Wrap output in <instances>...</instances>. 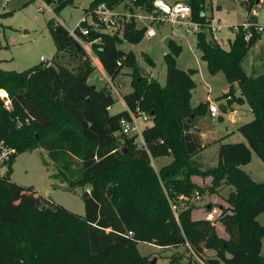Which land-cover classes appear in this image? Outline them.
<instances>
[{"label": "trees", "instance_id": "16d2710c", "mask_svg": "<svg viewBox=\"0 0 264 264\" xmlns=\"http://www.w3.org/2000/svg\"><path fill=\"white\" fill-rule=\"evenodd\" d=\"M71 1L65 0L56 10ZM122 1L94 0L84 15L100 3L111 6ZM128 1L131 5L126 7L148 5L150 9L154 0ZM187 3L194 21L211 25L206 0ZM240 3L247 19L234 30L229 48L213 38L208 40L206 32L198 35V48L208 70L212 74L222 71L231 85L224 96L239 104L248 103L254 114L253 120L239 127L247 142L222 143L219 162L209 170L191 161L206 146L198 129L186 130L185 126L193 115L192 123L205 115L209 103L191 105L196 70L176 65L181 45L170 44L164 86L155 78L143 76L132 80V91L124 95L132 110L147 111L152 117V124L144 130L143 147L137 145L135 135L122 139L120 120L127 111L110 112L117 102L111 89L89 82L96 69L91 56L60 22L48 21L56 56L60 52L73 56V69L47 64L24 71L0 67V90H7L13 102V110L8 111L0 98V138L15 147L18 155L44 149L65 180L75 185L89 184L82 194L84 215L34 187H26V196L20 197L24 186L12 179L14 157L6 176L0 177V264H153L141 255L140 242L179 248L187 241L201 256L205 249L215 250L216 255H206L210 264H264V225L258 221L264 213V181L257 182L242 168L251 162L253 151L264 162V73L251 76L242 65L263 32L257 29L260 19L253 13L260 0ZM12 14L2 13L0 19ZM245 23L250 24L248 29ZM80 25L85 24L82 21ZM2 26L0 21V30ZM76 31L91 43L93 53L112 79L125 69L140 73L135 54L118 46L124 40L142 41L146 27H138L134 19L124 24L122 35L94 29L83 35L78 27ZM147 60L154 65L152 59ZM34 81L38 88H34ZM235 83L240 95L233 90ZM168 155L174 157L172 162L158 172L151 167L152 158ZM127 167V172L120 173ZM197 175L213 176L215 182L234 188L228 197L230 207L223 208L219 218L229 235L226 240L211 220L193 219L194 207L190 204L183 207L179 201L178 219L172 211L168 197H192L201 190L192 179ZM163 184L169 191L167 196ZM75 185L69 190L75 191ZM29 188L37 195L32 202L27 195ZM14 208L20 212L12 218ZM129 231L134 235H128ZM182 258L184 254L173 256L170 264H179ZM186 264L198 263L188 255Z\"/></svg>", "mask_w": 264, "mask_h": 264}, {"label": "rangeland", "instance_id": "374dc122", "mask_svg": "<svg viewBox=\"0 0 264 264\" xmlns=\"http://www.w3.org/2000/svg\"><path fill=\"white\" fill-rule=\"evenodd\" d=\"M94 0H72L65 4L60 10H56L65 0H54L47 3L50 7L39 11L42 6L40 0H0V15L6 12H13L6 18H1L3 26L0 30V67L4 70L24 71L38 64L67 67L68 70L74 68L75 58L69 54L60 52L57 56V47L51 36L48 21L54 19L62 22L68 29L72 30L78 27L81 22L85 9L88 8ZM174 4L177 1L187 2V0H163ZM109 3V2H108ZM110 4V3H109ZM131 5L128 0L120 4L111 6L121 15L128 12L135 13L138 16V27H145L149 22L143 19L147 14V6L140 8ZM206 11L210 17V26H202L200 31L190 33L186 26H173L169 23L162 25L154 23L157 29V35L149 37L144 34L142 41L131 43L124 40L118 46L126 51H132L136 56V63L140 73H135L133 69H125L114 80L120 93L125 94L132 91L131 82L143 76H150L165 85L167 81L166 55L171 51L170 44L173 46L181 45L182 51L177 57L176 65L183 70L195 69L194 79L196 87L192 91L191 105L196 107L201 102L215 103L220 108L219 115L213 116L209 111L196 120L198 133L206 148L191 157L192 163L203 170H209L217 165L219 159V150L221 142H247L245 136L238 131V125L241 126L254 119V114L250 106L229 101V97L224 96L229 92V84L225 74L222 71L212 74L207 67V63L202 59L201 50L198 48V35L206 32L208 40L212 39L211 29L213 26L221 27L217 32V41L225 48H229L230 39L234 38V30H238V25L243 24L247 19V12L241 5L240 0H206ZM130 9V11H127ZM259 19L264 22V0L257 5L253 11ZM132 15V14H131ZM86 26L92 29H98L102 32L111 34L118 33L122 35L123 26L111 27L99 21L98 17H89ZM122 23V20H121ZM172 41V43H171ZM90 50V48H89ZM92 50V49H91ZM56 56V57H55ZM44 57L45 61H41ZM149 58L154 61L150 65ZM242 65L245 71L251 76H258L264 73V32L257 42L250 48L243 58ZM106 72V71H105ZM100 68H96L89 77V82L97 85L99 88L107 85L106 76ZM108 77V76H107ZM34 88H38L34 81ZM5 90V89H4ZM234 92L240 95V88L237 83L234 84ZM7 91V90H6ZM8 92V91H7ZM9 93V92H8ZM117 102L110 108L111 113H118L125 109V105L118 97ZM227 106V111H222L221 106ZM235 110V112H234ZM251 111V112H250ZM250 112V113H249ZM152 122L147 125L150 126ZM189 124V122H187ZM195 127L192 128L194 130ZM235 130V136L229 139H221L226 130ZM120 134V133H119ZM220 140V141H219ZM172 155L161 156L151 159V167L159 171L162 165H167L173 160ZM129 167L120 170V173L127 172ZM250 176L257 182L264 181V162L255 151L252 153V160L249 164L243 166ZM12 179L24 186L20 197L26 196V187H34L40 194L51 197L57 203H60L73 212L84 215L85 204L82 198L83 191L89 189L88 183L74 184L65 180L55 163L50 159L47 152L42 148L33 151L19 153L14 164ZM193 181L201 188L192 194L190 205L193 206L191 212L193 219H209L216 225V230L220 237L225 240L229 238L224 225L219 221L223 208L230 207L228 197L234 189L231 185L224 182H215L213 176L197 175L193 176ZM75 185L76 190H69V186ZM166 196L169 191L163 184ZM27 191L29 201L36 199V191L29 188ZM201 198H196V195ZM178 198H169L172 211L173 206L179 204ZM23 200V199H21ZM30 204V202H28ZM19 208V207H18ZM23 207H21L22 209ZM20 209H11V217H15ZM15 213V214H14ZM14 220V219H12ZM258 221L264 225V213L258 216ZM141 255L147 256L149 261L154 264H170L173 256L184 254L178 263L186 264L189 252L183 247H161L152 243L138 244ZM216 251L205 249L203 257L206 255H216ZM261 253L264 255V237L262 239Z\"/></svg>", "mask_w": 264, "mask_h": 264}, {"label": "built area", "instance_id": "2783aa9c", "mask_svg": "<svg viewBox=\"0 0 264 264\" xmlns=\"http://www.w3.org/2000/svg\"><path fill=\"white\" fill-rule=\"evenodd\" d=\"M40 1L42 2V6L39 7V11H43L44 8L50 9L49 5L44 0H40ZM133 7L135 6L133 5ZM146 9L148 15L144 16L143 19L149 22V24L145 26L146 27L145 34L149 37H154L158 33L157 29L153 26L154 23H158L160 25L164 23H169L173 26H186L187 31L190 33H196L200 31L202 27L198 22L192 19V8L190 4L187 2H177L174 4H170L163 0H154L151 5V8L150 9L146 8ZM127 11H130V9H128ZM95 16L99 18V21L101 23L111 27H120L121 24H126L127 22L132 21L133 19L136 22L138 20V16H136L135 13L133 14V12L131 11L128 12L126 15H121V13L116 12L115 9L110 5L106 3H100L94 9H92L89 14L84 15L81 22L82 21L88 22L87 20L89 17L93 18ZM80 23L78 24V28L81 30L83 35H89L90 30L92 28L86 25L81 26ZM61 24L63 23L61 22ZM244 27L248 29L250 27V24L245 23ZM220 29L221 27H217V26L212 27L211 33H212V38L214 40H218L217 32L220 31ZM257 29L259 31L264 32L263 21L261 20L259 21ZM94 30H98V29L94 28ZM69 31L70 34L86 48L89 55L91 56L93 65L96 68L97 67L100 68V70H102L103 73L107 74L100 59L91 50L92 49L91 43L84 41L83 38L76 31V28ZM41 61H45V58L42 57ZM107 76H106L107 86L111 89L114 98L116 100H117L116 97L122 100V102L125 105V110L127 111V115L122 117L120 120V124H121L120 135L137 136V140H136L137 145L139 147H143L145 145L144 130L148 126L147 124L149 122H152L151 115L147 111H142L139 109L138 111L132 110L126 104L124 96L120 93L117 84L114 82V79H112L109 75ZM0 98L3 101L4 107L8 111H12L13 102L10 94L4 89L0 90ZM209 112L213 116L219 115L220 108L215 103H210ZM17 156H18V150L15 147L10 146L5 139L0 138V177L6 176L11 161L13 160L14 157ZM196 198L200 199L201 196L198 194L196 195ZM179 201L181 202V205L184 207L190 203L191 197L181 196L179 198ZM173 210L176 218L178 219L179 215H178L177 207L173 206ZM128 235L133 236L134 233L132 231H129ZM184 247L189 250L188 255L192 256V258L195 259L198 264H210V262L205 257H203V255L201 256V254H198L196 252V250L190 244V242L187 241Z\"/></svg>", "mask_w": 264, "mask_h": 264}, {"label": "crops", "instance_id": "0c3cea01", "mask_svg": "<svg viewBox=\"0 0 264 264\" xmlns=\"http://www.w3.org/2000/svg\"><path fill=\"white\" fill-rule=\"evenodd\" d=\"M261 1H262V0H260V3H261ZM177 2H182V1H177ZM177 2H176V3H177ZM253 11H254V10H253ZM206 14H207V11H206ZM207 15H208V14H207ZM226 92H229V90L226 91ZM246 104H247V103H244V104H242V105H246ZM250 110H251V108H250ZM208 111H209V110H208ZM234 112H235V110H234ZM250 112H251V111H250ZM250 112H249V113H250ZM192 124H193V127H195V129H198V128H197L196 121H195V123H192ZM193 127H192V128H193ZM237 127H238L237 129H238V131H239V127H240V126L238 125ZM226 131H227V133L223 134V136L221 137V139H223V140H224L225 138H226V139H229V138H232L233 136H235V132H236L235 130H228V129H227ZM219 141H220V140H219ZM221 143H227V142H223V141H222ZM204 145L206 146L205 143H204ZM218 162H219V159H218ZM218 162H217V164H218ZM168 164H169V163H168ZM165 165H166V164H165ZM163 166H164V165H162V167H163ZM244 166H245V165H244ZM242 168H243V166H242ZM243 169H244V168H243ZM244 170H245V169H244Z\"/></svg>", "mask_w": 264, "mask_h": 264}, {"label": "water", "instance_id": "95a60500", "mask_svg": "<svg viewBox=\"0 0 264 264\" xmlns=\"http://www.w3.org/2000/svg\"><path fill=\"white\" fill-rule=\"evenodd\" d=\"M221 109H222V111H225V106L224 105H222L221 106ZM193 118H194V115L192 116V118L191 119H189V124H186V126H185V129L186 130H191L192 129V127H193V124H192V122H193ZM126 138V136L124 135V136H122V139H125ZM153 264H154V262H153Z\"/></svg>", "mask_w": 264, "mask_h": 264}]
</instances>
